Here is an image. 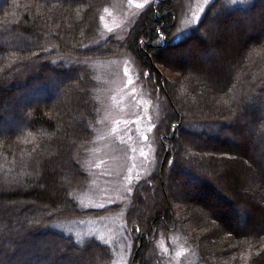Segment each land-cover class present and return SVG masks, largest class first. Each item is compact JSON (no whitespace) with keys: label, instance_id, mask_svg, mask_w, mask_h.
<instances>
[{"label":"trees","instance_id":"1","mask_svg":"<svg viewBox=\"0 0 264 264\" xmlns=\"http://www.w3.org/2000/svg\"><path fill=\"white\" fill-rule=\"evenodd\" d=\"M106 2L0 0V253L13 247L0 264H76L77 256L83 264L115 263L109 244L95 236L76 239L58 225L120 208H80L73 192L88 180L82 158L97 122L99 81L91 63L121 51L165 107L155 134L157 169L135 183L125 212L128 262L158 263L156 242L177 233L200 264H264V207L244 191L245 177L261 170L251 154L264 159V105L247 113L246 101L264 97V40L248 45L264 30V0H212L179 37L186 0H158L121 40L99 35ZM215 51L225 64L201 63ZM237 68L241 83L233 81ZM204 71L224 85L202 91ZM244 120L258 130V151L244 135ZM61 161L72 175L67 181L55 170ZM178 178L184 199L171 192Z\"/></svg>","mask_w":264,"mask_h":264},{"label":"rangeland","instance_id":"2","mask_svg":"<svg viewBox=\"0 0 264 264\" xmlns=\"http://www.w3.org/2000/svg\"><path fill=\"white\" fill-rule=\"evenodd\" d=\"M157 1L107 0L101 6L98 14L101 39L111 38L112 40L114 38L121 40L124 38L137 16L151 3L155 4ZM211 1L186 0L185 8H183L180 17L179 29L177 30L178 37L187 33L188 29L195 25ZM229 1L234 5H245L251 0ZM251 26L248 23L244 28L249 31ZM256 39H260L261 42L264 40V30L253 36L248 45L253 44ZM249 54L247 49L243 52L242 63L249 60ZM220 58L221 55H218L216 51L215 53L208 52L201 57V63L214 60L213 62L218 65L225 64L224 62L219 63ZM134 64L130 56L122 51L117 57L91 63V67L95 69L99 81V87L96 89L98 94L97 122L95 133L87 143L82 158L88 180L73 192L80 208H104L112 204H119L120 208L104 214L77 217L58 225L62 231L71 233L76 239L95 236L100 241L109 244L113 248L114 264H136L134 261L128 262L132 244L130 229L125 224V212L131 200L130 196L135 183L146 179L157 169L159 154L156 153L155 134L156 127L163 117L165 109L160 101V96L157 94L152 96L149 92L147 84L144 82L146 75L140 76ZM235 74L233 81L241 83V72L238 68ZM203 77H206L208 82H204V85L199 86L202 91L209 87L217 91L224 85V81H217L210 72L204 71ZM242 86L244 90L255 93V87L249 88L246 83H243ZM82 88L75 91L78 93V90ZM56 98L57 103L64 102L61 96H56ZM246 101L250 104H248L247 113L255 106L259 110L264 105V97L257 102L252 96L247 95ZM76 103L77 105L72 108V112L75 120L78 121L79 99H76ZM244 121L246 129L244 135L249 138L250 144H252L251 147L257 149L258 130L252 122ZM22 127H24V123L19 124L15 129H21ZM208 127L210 126L208 125ZM238 142L240 140H237ZM250 159L261 170H253L245 177L244 191L250 201L264 207V180L261 178V172L264 170V159L260 158L259 155H254V152L253 155L251 154ZM55 170L62 175L61 178L64 180L72 177L63 161L56 164ZM183 174L185 176L183 178L193 180L186 172H183ZM9 177L12 178L11 175ZM180 179L178 178L175 185L171 187V192L178 199H184L187 195L180 191ZM4 183L8 184L11 181L5 180ZM139 197H141L143 204L148 201V195L145 193ZM12 207L18 208L17 205ZM27 237L30 241L34 239L37 242H43V244L49 241L46 239L48 237L41 238L40 236L30 235ZM156 243V255L158 256L159 252L160 256L159 264H200L177 233L160 237ZM2 248L4 250L0 253V262H3L13 251V247L10 246L8 247L9 251L5 250V246H2ZM85 262L86 259L82 256L76 257V264Z\"/></svg>","mask_w":264,"mask_h":264}]
</instances>
